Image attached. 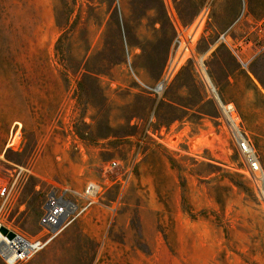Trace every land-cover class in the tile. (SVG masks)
Segmentation results:
<instances>
[{"label":"rangeland","instance_id":"rangeland-1","mask_svg":"<svg viewBox=\"0 0 264 264\" xmlns=\"http://www.w3.org/2000/svg\"><path fill=\"white\" fill-rule=\"evenodd\" d=\"M168 5L183 25L208 8L196 51L217 93L214 45L263 49L240 117L264 172V0H0V183H13L2 221L35 237L49 182L102 186L21 264H264V184L242 174L220 110L205 104L213 126L196 113L205 86L186 67L160 100L142 88L171 52ZM161 129L179 152L148 134Z\"/></svg>","mask_w":264,"mask_h":264},{"label":"built area","instance_id":"built-area-1","mask_svg":"<svg viewBox=\"0 0 264 264\" xmlns=\"http://www.w3.org/2000/svg\"><path fill=\"white\" fill-rule=\"evenodd\" d=\"M166 10L174 31L171 52L155 85H142V88L152 99L155 101L160 100L178 73L182 69L189 67L195 79L205 86L209 92H212L213 97L218 103L221 114L218 119L223 122V127L234 150L241 158L244 165L242 174L253 181L257 188H259L264 184V172L253 142L244 131L240 115L234 105L223 103L217 97L215 88L208 76L206 54H199L196 51L202 28L208 21V8H202L199 15L190 25H183L179 21L172 6L168 5ZM224 120L227 126L224 124ZM153 121L154 117L152 114L150 122ZM148 134L171 151L179 152L181 150L179 141L175 140L172 143L173 134H170L165 129H161L159 135L156 132H149ZM193 139V137H187L184 143L190 156H195V148L191 149L189 146L190 141ZM110 166L115 167L116 163L111 162ZM49 183L51 190L46 196L42 215L39 219L40 233L35 237H28L2 221L1 216L4 203L10 196L13 183H0V228L4 227L7 230L6 234L0 231V260L3 264H21L29 261L79 215L97 204L102 194V186L96 182H87L81 192L75 191L67 184L59 182ZM8 233H12L13 237L9 238Z\"/></svg>","mask_w":264,"mask_h":264},{"label":"crops","instance_id":"crops-1","mask_svg":"<svg viewBox=\"0 0 264 264\" xmlns=\"http://www.w3.org/2000/svg\"><path fill=\"white\" fill-rule=\"evenodd\" d=\"M240 21V20H238ZM238 21H232L228 26L224 27L223 32H230ZM261 50L255 44H226L221 47L219 45H214L210 52H214L210 57L209 70L213 75L216 83V88L219 90L217 97L223 103H231L236 108L238 114L241 116L246 113L248 105L246 94V80H248L247 67L254 60L258 59ZM218 71V74L214 72ZM250 80V79H249ZM245 81V82H244ZM253 88L255 84L250 81ZM214 87V86H213ZM260 98L264 99L262 93H258ZM209 104L210 107L218 109V103L216 99L210 94V92L205 88V93L202 94V100L200 104ZM206 106V110L196 111L198 115H204L208 119V124L213 126V121H211L212 109ZM193 111V110H192ZM255 111V110H254ZM241 118V117H240Z\"/></svg>","mask_w":264,"mask_h":264},{"label":"water","instance_id":"water-1","mask_svg":"<svg viewBox=\"0 0 264 264\" xmlns=\"http://www.w3.org/2000/svg\"><path fill=\"white\" fill-rule=\"evenodd\" d=\"M0 231H1L3 234H6V233H7V230H6L4 227H1V228H0ZM8 237H9V238H12V237H13V234H12V233H8Z\"/></svg>","mask_w":264,"mask_h":264},{"label":"bare ground","instance_id":"bare-ground-1","mask_svg":"<svg viewBox=\"0 0 264 264\" xmlns=\"http://www.w3.org/2000/svg\"><path fill=\"white\" fill-rule=\"evenodd\" d=\"M210 141V140H209ZM197 140L194 141L193 144L189 145L191 149H194L196 147Z\"/></svg>","mask_w":264,"mask_h":264}]
</instances>
